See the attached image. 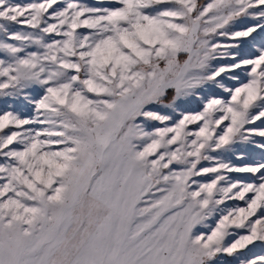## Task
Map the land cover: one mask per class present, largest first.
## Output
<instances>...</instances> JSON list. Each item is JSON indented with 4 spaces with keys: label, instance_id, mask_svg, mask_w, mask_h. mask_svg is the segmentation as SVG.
<instances>
[{
    "label": "snow or ice",
    "instance_id": "snow-or-ice-1",
    "mask_svg": "<svg viewBox=\"0 0 264 264\" xmlns=\"http://www.w3.org/2000/svg\"><path fill=\"white\" fill-rule=\"evenodd\" d=\"M0 264H264V0H0Z\"/></svg>",
    "mask_w": 264,
    "mask_h": 264
},
{
    "label": "rangeland",
    "instance_id": "rangeland-1",
    "mask_svg": "<svg viewBox=\"0 0 264 264\" xmlns=\"http://www.w3.org/2000/svg\"><path fill=\"white\" fill-rule=\"evenodd\" d=\"M25 2H27V0H25Z\"/></svg>",
    "mask_w": 264,
    "mask_h": 264
}]
</instances>
